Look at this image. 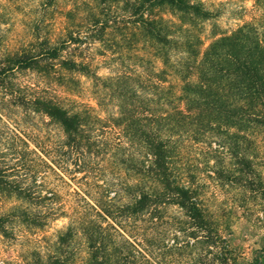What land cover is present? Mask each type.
Masks as SVG:
<instances>
[{"label": "trees", "instance_id": "obj_1", "mask_svg": "<svg viewBox=\"0 0 264 264\" xmlns=\"http://www.w3.org/2000/svg\"><path fill=\"white\" fill-rule=\"evenodd\" d=\"M56 1L40 2L26 44L0 58V120L11 106L56 130L49 143L17 131L0 141V197L15 201L0 213V235L65 220L36 264H234L217 214L186 170H200V156L205 165L232 156V170L248 168L245 147L232 140L264 133V0H255L256 22L206 46L196 23L216 14L200 2L124 0L108 17L116 0H82L42 33ZM94 42L133 53L138 64L99 75L81 54ZM18 70L56 76L64 97L14 85ZM80 78L95 105L68 98L78 96ZM88 170L117 171L90 191Z\"/></svg>", "mask_w": 264, "mask_h": 264}, {"label": "rangeland", "instance_id": "obj_2", "mask_svg": "<svg viewBox=\"0 0 264 264\" xmlns=\"http://www.w3.org/2000/svg\"><path fill=\"white\" fill-rule=\"evenodd\" d=\"M41 1L0 0V58L7 51L26 44L29 39V27L36 24V18L42 15ZM80 1L82 0H57L54 5H58V8L50 12L52 19L50 22L46 21L47 23L41 27V32L48 33L59 27V23L63 20L59 10ZM191 1L202 3L203 7L216 14V17L212 19L196 23L203 46H206L215 34H228L243 23L256 22V18L260 15L255 0ZM123 2L124 0L113 2L112 13L108 11L106 15L108 17L119 15ZM113 51L114 55H111ZM81 54L84 56L90 54L89 56L97 64L96 72L102 76L109 75L110 72L117 73L126 68L133 69L138 64L132 56L133 53H130V56L127 51L113 50V48L109 50L100 42H94L88 51ZM156 64L158 67V63ZM55 80L56 76L45 79L39 73L30 70H18L11 79L14 85L21 88L39 87L46 89L54 96L63 98L64 94L60 87L55 85ZM80 81L82 84L80 89L78 88V96L70 95L68 98L95 105L89 98V82L85 78H80ZM5 112V116L0 120V141L2 142L11 131H17L33 141L48 140V143L56 136L55 127L44 124L37 114L11 106L7 107ZM33 141L30 144L32 148ZM232 142L233 146L237 144L245 147V160L249 170H232L233 162L236 161L232 156H216L208 160V165L203 163L205 159L200 156L198 158L200 170L186 171L194 175V183L200 189L204 203L217 214L222 234L235 260L234 264H264V133L253 134L244 139L238 138ZM210 166H214V170H209ZM221 168L223 170H220ZM116 171L88 170L84 175L86 179L82 178L83 172H76L75 176L82 178L85 183L84 188L92 191L97 184H103L104 181L112 182V175L114 176ZM65 190L64 187L61 192L65 193ZM13 204H15L13 199L0 197V213ZM65 223V220H57L43 232L35 234L22 230L11 237L0 235V264H36L38 255L47 241L45 238L53 239L54 234L62 230ZM78 248L81 256H84L82 240L78 242Z\"/></svg>", "mask_w": 264, "mask_h": 264}]
</instances>
